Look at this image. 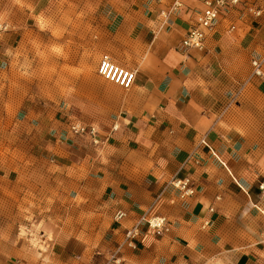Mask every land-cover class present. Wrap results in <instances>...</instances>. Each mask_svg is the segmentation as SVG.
Wrapping results in <instances>:
<instances>
[{
	"label": "crops",
	"instance_id": "0c3cea01",
	"mask_svg": "<svg viewBox=\"0 0 264 264\" xmlns=\"http://www.w3.org/2000/svg\"><path fill=\"white\" fill-rule=\"evenodd\" d=\"M40 1L47 10L50 3ZM176 1L101 0L123 19L110 42L100 36V47L111 49L114 63L126 65L121 67L135 71L137 78L130 90L104 84L96 74L90 81H77L78 90L87 91L71 94L70 104H98L103 110L111 104L114 118L101 130L74 122L97 129V144L85 137L91 141L83 150L85 159L63 152L59 139L53 140L51 151L58 159L55 169L68 174L67 199L95 204L103 235L110 236V243L100 246L102 260L98 263L89 254L85 264L106 263L123 243L125 231L145 214L166 218L171 231L160 236L145 227L136 250L121 249V264H264V107H258L256 123L247 120L244 127L227 118L232 105L223 109L225 87L215 78L224 62L212 50L213 41L219 45L226 31L233 33L230 25L237 30L261 18L231 13L208 36L205 51L185 50L179 45L194 27L203 1L181 0L183 8L173 11ZM248 40L243 38L244 43ZM251 80L262 81L253 69ZM97 86L101 92L93 91ZM174 177L189 178L194 196L181 200L170 186ZM118 212L127 218L117 222ZM71 224L64 226L52 249L68 262L89 233L69 246L65 242L71 239ZM4 255L0 264L60 263L28 244L11 247Z\"/></svg>",
	"mask_w": 264,
	"mask_h": 264
},
{
	"label": "rangeland",
	"instance_id": "374dc122",
	"mask_svg": "<svg viewBox=\"0 0 264 264\" xmlns=\"http://www.w3.org/2000/svg\"><path fill=\"white\" fill-rule=\"evenodd\" d=\"M50 1L46 0L50 4L45 10L46 3L40 0H30L31 7L26 0H0V254L5 257L7 249L28 244L60 261L48 259L47 264H85L89 254L99 263L101 244L110 243V236L103 235L95 204L67 199L68 174L55 169L58 159L51 151L53 140L59 139L63 152L85 159L88 153L83 150L87 151L90 139L72 136V124H95L101 130L114 118L111 104L110 110L98 104L78 107L70 104L69 97L86 92L78 90L77 81H90L98 75L102 56H111V49L100 47V36L110 42L123 15L111 4L102 6L101 0ZM135 1L149 0H124ZM245 36L250 40L244 43ZM213 42L214 56L224 62L214 75L225 87L223 109L232 105L227 118L238 127L247 120L256 123L258 107H264V79L248 81L253 58L264 57V17L231 34L226 31L219 45ZM98 86L93 91L101 92ZM86 219L89 233L81 249L70 252L69 262L63 260L66 255L52 253L64 226Z\"/></svg>",
	"mask_w": 264,
	"mask_h": 264
},
{
	"label": "built area",
	"instance_id": "2783aa9c",
	"mask_svg": "<svg viewBox=\"0 0 264 264\" xmlns=\"http://www.w3.org/2000/svg\"><path fill=\"white\" fill-rule=\"evenodd\" d=\"M203 10L199 12L195 18V25L189 31L181 42V47L185 50L205 51L207 47L208 36L218 26L221 19L227 17L231 13L237 12L241 15L248 14L253 18H262L264 16V0H202ZM183 8L181 0H177L173 6V11ZM167 15V14H166ZM236 26L230 25L229 32H234ZM253 76L264 79V58L253 59L252 62ZM98 75L105 81L112 83L123 90H130L136 81L137 74L133 70L123 68L116 63L110 55H103L98 66ZM72 136L75 137H91L94 143L97 141V129L95 127H87L82 124H74L70 130ZM170 186L180 193L181 200H187L194 196L195 189L193 182L189 178L180 179L174 177ZM127 218L125 212H118L115 216L117 222ZM153 231L156 235H166L170 233L171 228L169 222L164 217L143 215L139 221L124 233L123 243L118 250L110 256L104 264H121L119 254L121 249L127 247L132 250L137 249V241L143 236V229Z\"/></svg>",
	"mask_w": 264,
	"mask_h": 264
},
{
	"label": "bare ground",
	"instance_id": "6f19581e",
	"mask_svg": "<svg viewBox=\"0 0 264 264\" xmlns=\"http://www.w3.org/2000/svg\"><path fill=\"white\" fill-rule=\"evenodd\" d=\"M81 226L77 229L76 224H71V227L67 230V236L71 239H68L65 243L69 246H72L74 243L78 241L83 234H86L89 231L88 222H84L80 224Z\"/></svg>",
	"mask_w": 264,
	"mask_h": 264
}]
</instances>
